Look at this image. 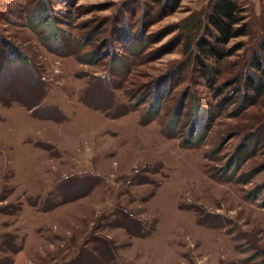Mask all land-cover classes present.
<instances>
[{"label": "rangeland", "instance_id": "1", "mask_svg": "<svg viewBox=\"0 0 264 264\" xmlns=\"http://www.w3.org/2000/svg\"><path fill=\"white\" fill-rule=\"evenodd\" d=\"M238 2L211 86L212 0L59 2L55 31L0 0V264H264V90L234 111L264 0Z\"/></svg>", "mask_w": 264, "mask_h": 264}, {"label": "trees", "instance_id": "2", "mask_svg": "<svg viewBox=\"0 0 264 264\" xmlns=\"http://www.w3.org/2000/svg\"><path fill=\"white\" fill-rule=\"evenodd\" d=\"M149 1L159 7V10L161 11V14L159 15L161 16L175 10L180 2V0H164V2L163 0ZM24 2L25 5H28L27 15L31 20L40 22L47 19V22L50 23L54 29V19L56 16L54 15L53 10L55 9V5L59 2L65 5H72L75 0H24ZM240 12L241 7L238 0H212L210 10L206 16V35L200 36L195 41L197 50L194 52L195 61H193L192 66L195 64L196 70L199 71V73L211 86L213 76L212 74L210 75V72H212V68L208 63L207 58H213L216 60L221 59L225 54L230 53L223 50V45H225L232 37L245 34V25L242 23L243 17L241 16ZM31 28L34 29V25L31 24ZM259 47L261 54L256 52L251 65H253L252 67H255V69L260 73H258L256 76L248 75L244 79L247 93L251 95L249 96L246 93L244 96H242L244 97L242 98V105L239 106L241 103L238 101L234 108L235 112H239V110L244 109L249 104H252L256 97L264 90V63L262 62V59L264 58V39L260 43ZM13 51L14 50L10 48L7 50V53L12 52L13 55V53H15ZM0 54L3 56L5 52L2 51ZM2 56H0V60ZM191 59L192 57L187 60V63H189ZM242 88L243 86H240L239 89ZM250 91L253 92L250 93ZM228 92L229 93L226 94L225 97L231 95L233 90H229ZM217 101V106L220 107L222 105L220 102L221 99H217ZM230 101V99H227V101L224 103V106H227ZM246 152V148H238L239 157H243Z\"/></svg>", "mask_w": 264, "mask_h": 264}]
</instances>
